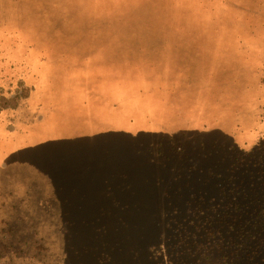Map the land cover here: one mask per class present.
<instances>
[{
    "label": "rangeland",
    "instance_id": "374dc122",
    "mask_svg": "<svg viewBox=\"0 0 264 264\" xmlns=\"http://www.w3.org/2000/svg\"><path fill=\"white\" fill-rule=\"evenodd\" d=\"M0 264H264V0H0Z\"/></svg>",
    "mask_w": 264,
    "mask_h": 264
},
{
    "label": "trees",
    "instance_id": "16d2710c",
    "mask_svg": "<svg viewBox=\"0 0 264 264\" xmlns=\"http://www.w3.org/2000/svg\"><path fill=\"white\" fill-rule=\"evenodd\" d=\"M5 106L3 107V109H8V108H11V107H13V105H16L15 103V98H13V99H10V100H8V101H5Z\"/></svg>",
    "mask_w": 264,
    "mask_h": 264
}]
</instances>
